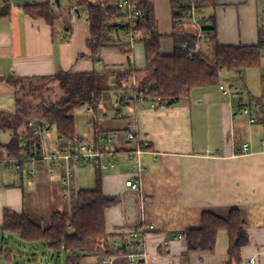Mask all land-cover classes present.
Wrapping results in <instances>:
<instances>
[{
    "label": "crops",
    "instance_id": "1",
    "mask_svg": "<svg viewBox=\"0 0 264 264\" xmlns=\"http://www.w3.org/2000/svg\"><path fill=\"white\" fill-rule=\"evenodd\" d=\"M10 1L11 14L0 17V114L16 110L15 88L7 81L10 77L46 78L60 70L71 73L106 70L114 74L131 69L141 71L147 66L140 38L130 52L116 42L105 47L100 58L94 60L87 44L90 22L83 9L80 15L74 11L69 14L68 0V10L63 9L61 1L62 15L58 14L53 23L25 13L21 7L29 4L28 0ZM201 3L205 15L215 17L220 44H258L260 31L264 30V0H201ZM155 8L160 22L157 5ZM170 10L172 18L171 7ZM169 39L171 47L166 45L167 50L163 47L166 54L174 51L173 40ZM131 86L112 91L114 96L110 93L105 96L100 109L103 118L95 117L88 138L76 132L80 139L88 141L96 139L98 133L119 134L112 144L118 151V164L101 175L102 191L121 200L106 211L110 244L124 242L131 228L147 224L153 226L146 236L151 264H251L252 258L255 259L252 264H264V124H251L247 115L231 109L218 85L197 89L189 98L161 108L151 101L122 102L124 94L134 95ZM244 86L250 100L258 105L253 112L261 111L260 98H255L245 83ZM110 109H114L111 115ZM130 133H135L137 140L130 141ZM13 136L14 131L0 130V143H10ZM23 138L26 158L21 169L16 170V163L11 161L0 163V167H11L0 169V228L4 226V212L10 208L26 213L32 222L47 229L52 213L67 205L62 193L64 168L59 163L52 165L49 159L50 153L61 151L66 139L59 136L57 151L47 155L42 141L36 149L28 137ZM246 143L249 149L244 153ZM137 145L143 149L141 160L146 171L142 173L141 191L135 192L126 186L131 172L127 153ZM96 173L97 170L95 184ZM74 178L75 190L96 186L86 188L89 180L84 173ZM236 208L245 222V230L237 240L241 245L240 261L230 257L227 230L219 233L214 252L190 251L186 238H178L180 233L201 227L203 213L209 211L228 218ZM6 234H1L0 242L6 241ZM96 259L94 264H111Z\"/></svg>",
    "mask_w": 264,
    "mask_h": 264
},
{
    "label": "trees",
    "instance_id": "2",
    "mask_svg": "<svg viewBox=\"0 0 264 264\" xmlns=\"http://www.w3.org/2000/svg\"><path fill=\"white\" fill-rule=\"evenodd\" d=\"M116 0H75L68 2L69 14L87 5L90 9V37L87 40L91 57L98 60L105 47L113 43H122V34H135V40L144 43L147 66L144 70L131 69L126 72L117 71H88L67 72L58 71L46 78H13L7 79L15 88V111H5L0 114V130L14 131L10 143H0V163L11 161L21 165L26 158L24 155L25 140L28 137L34 148H38L41 140L27 127L29 120H36L45 129L56 127L58 136L66 140L81 138L77 135V121L74 111L78 106L87 105L94 111H99L106 94L118 91L132 85V75L137 77V88H132L133 94L144 93L147 100H163L168 106H173L183 99L189 98L197 89L217 86L222 81L223 72H242L244 68H258L264 58V30L260 31L257 45H223L218 42L216 21L213 15H205L207 20L202 24V33L191 25L182 24L185 10L180 0H170L173 18L172 33L160 32L159 21L156 19V8L153 0H137L143 12L141 17L128 23H123L124 13L116 5ZM0 17L11 14L12 2L2 0ZM61 3L57 4V8ZM21 9L36 17L45 18L53 23L57 18L53 6L47 1H37L23 5ZM70 22H68V25ZM173 40L172 54L163 52L164 38ZM213 45L209 55L201 48L202 40ZM200 45L197 49L196 45ZM125 51H132L129 43L118 44ZM189 49L185 51V47ZM56 83L58 93L54 98L41 99L33 102L36 92L46 86V83ZM131 83V84H130ZM264 85V76L262 77ZM31 98V99H30ZM261 112L264 114V93L260 98ZM102 171L97 170L96 186L93 189L73 188L71 215L68 207L55 211L50 217V227L44 229L31 221L26 213H18L13 209L4 212L3 232L14 233L27 241L45 243L52 251L66 252L67 264H83L86 256L103 258L124 252L116 250L110 244L106 233V211L120 203L119 196L106 195L102 191ZM202 225L186 232V244L190 251L214 252L217 238L222 230L230 235V257L235 262L241 260L238 235L245 230V222L238 208L230 211L228 218L220 217L212 212L202 214ZM1 240V238H0ZM115 264H128L126 258H116Z\"/></svg>",
    "mask_w": 264,
    "mask_h": 264
},
{
    "label": "built area",
    "instance_id": "3",
    "mask_svg": "<svg viewBox=\"0 0 264 264\" xmlns=\"http://www.w3.org/2000/svg\"><path fill=\"white\" fill-rule=\"evenodd\" d=\"M1 1V0H0ZM37 1L43 0H28L29 3H34ZM49 3L50 6H57V4L61 3L62 0H44ZM75 0H68V2L72 3ZM116 5L119 6L124 13V24L129 21H133L141 17L143 12L140 9V5L137 0H116ZM180 4H182L185 12L178 22L182 24L191 25L195 28L199 35L202 36V24H204L207 20V17L204 13V5L201 3V0H180ZM1 7V3H0ZM80 9H83V14L88 18L90 14V9L87 5H83L74 10V13L80 15ZM131 40L129 44L132 46L135 42V34L130 32ZM197 49L200 45H196ZM189 49V46L185 47V51ZM233 77L229 79L222 80L218 83V87L230 101L231 109L234 108L238 113L242 115H247L248 120L251 124H264V114L261 111L257 110L256 113L253 112V109L258 107V105H254L255 103L250 100L248 92L244 90L242 86H240V82L244 81L243 72L235 71ZM133 88H137V82L134 81L132 83ZM122 102H146L151 101L157 107H167L168 104L163 100H147L144 96V93H140L138 95L134 94L129 96L128 94H124L121 97ZM90 111L94 110L90 108ZM27 127L32 129L33 133L42 139L41 134L45 130V127L38 123L35 119L29 120L27 122ZM96 139L88 141L77 138L75 140L68 139L66 140L63 148L59 153H50L49 159L52 161V165L55 163L62 164L64 168V175L62 179V193L64 203L68 206H71L72 198H73V188H74V176L75 170L78 167H94L96 170L104 171L109 168H113L117 166V154L118 151L116 148L112 147L113 142L118 138L119 134L116 131H109L105 134L98 133ZM129 140L134 141L137 140V135L135 133L129 134ZM264 142V140L262 141ZM108 143L109 146H105L104 144ZM249 149V143L243 145V152L246 153ZM143 153L142 147L137 145L136 148L130 150L127 153V162L130 163V178L126 181V186L129 187L133 191H141V179L142 173L146 171V167L141 160V154ZM13 167V166H12ZM16 170H20L21 166L16 164L14 166ZM36 173L33 172L31 175L34 176ZM30 176V179L32 178ZM29 179V180H30ZM71 215V211H70ZM153 226H149L147 224H139L128 231L127 240L124 242L115 241L112 244V247L116 250H123L116 255H112L110 257L103 258L102 262L104 263H115V259L118 257L126 258L128 264H151L148 260V252L146 246V236ZM178 238H186V233H180ZM255 259L252 258L250 263H254Z\"/></svg>",
    "mask_w": 264,
    "mask_h": 264
},
{
    "label": "rangeland",
    "instance_id": "4",
    "mask_svg": "<svg viewBox=\"0 0 264 264\" xmlns=\"http://www.w3.org/2000/svg\"><path fill=\"white\" fill-rule=\"evenodd\" d=\"M2 1V0H1ZM0 1V3H2ZM154 5H157L158 8V18L160 19V31L162 33H172V27H173V21L171 18V4L170 0H153ZM62 6L63 9H67V0H62ZM53 9H55L56 13L60 15L61 11L63 12V9L57 8V6H53ZM62 15V13H61ZM131 40V37L126 34H122L120 37V41L122 43H129ZM142 44V42H140ZM202 44L206 45L205 52L211 55L213 45L210 42L202 40ZM171 47V40L169 38H164L162 41V47L167 50V46ZM168 47V48H169ZM264 57V56H263ZM243 77L244 81L240 82V86L245 87L244 83L248 87V90L252 93V95L255 98H261L264 93V85L262 84V77L264 76V58L262 59L261 66L258 68H244ZM222 80H225L226 78L229 79L230 77H233L234 73H226L223 72ZM131 78L132 83L134 81L138 82L139 79L135 75H132ZM46 83V86L42 87L40 91L36 92L35 96L32 98L33 102H39L41 99H47V98H54L56 96V93H58V88L56 86V83L51 81H39L37 84ZM110 94L114 96V93L110 91ZM107 95V94H106ZM31 99V98H30ZM142 103V102H138ZM120 106V105H119ZM118 106V108H120ZM117 108V110H118ZM114 109H110L109 115L112 114ZM97 111H90V107L87 105H81L76 108V110L73 112L75 115V120L77 121V133L79 135L84 136L85 138H88L87 134L90 133L92 126L96 122L95 117L97 120H101L103 118L101 110L98 111V116H94V113ZM41 141L44 143V149L49 155L51 151H57L58 144H59V136L57 133V129L55 126L45 129L41 134ZM91 141V140H89ZM105 146H109L108 143L104 144ZM5 167V168H3ZM0 167V169H10L9 166H3ZM79 168V167H78ZM79 169H83L80 170ZM77 169L75 175L78 177V175L83 174L85 175V178L89 180L86 184V188H93L96 184L94 182V174H95V168L94 167H84ZM11 170V169H10ZM68 207L69 211H71L72 206L65 205V207ZM6 241L0 242V264H67L66 263V252L64 250L60 252L52 251L48 248V246L43 243L42 241L39 242H33V241H27L25 239H22L19 235L10 233L6 234ZM10 255V256H9ZM96 256H86L84 260L82 261L83 264H94L97 262L98 259H96ZM101 262V261H100ZM103 263V262H101Z\"/></svg>",
    "mask_w": 264,
    "mask_h": 264
},
{
    "label": "water",
    "instance_id": "5",
    "mask_svg": "<svg viewBox=\"0 0 264 264\" xmlns=\"http://www.w3.org/2000/svg\"><path fill=\"white\" fill-rule=\"evenodd\" d=\"M58 2H59V0H58ZM38 146H40V145H38Z\"/></svg>",
    "mask_w": 264,
    "mask_h": 264
}]
</instances>
